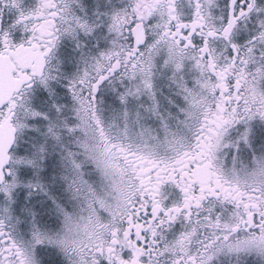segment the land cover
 Segmentation results:
<instances>
[{"label": "snow or ice", "instance_id": "obj_1", "mask_svg": "<svg viewBox=\"0 0 264 264\" xmlns=\"http://www.w3.org/2000/svg\"><path fill=\"white\" fill-rule=\"evenodd\" d=\"M0 264H264V0H0Z\"/></svg>", "mask_w": 264, "mask_h": 264}]
</instances>
